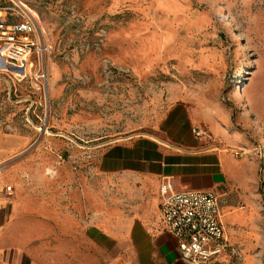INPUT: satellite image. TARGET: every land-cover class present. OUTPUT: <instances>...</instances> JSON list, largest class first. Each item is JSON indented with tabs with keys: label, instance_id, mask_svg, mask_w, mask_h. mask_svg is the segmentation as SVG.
<instances>
[{
	"label": "rangeland",
	"instance_id": "obj_1",
	"mask_svg": "<svg viewBox=\"0 0 264 264\" xmlns=\"http://www.w3.org/2000/svg\"><path fill=\"white\" fill-rule=\"evenodd\" d=\"M15 1L35 12L51 46L45 86L0 71V133L31 138L15 156L21 186L8 184L30 242L50 256L66 249L58 213L73 209L81 258V224L102 212L109 228L135 185L100 170L104 150L165 135L164 120L184 102L205 123L202 148L222 146L242 163L240 199L224 222L244 244L238 258L244 250L264 264V0Z\"/></svg>",
	"mask_w": 264,
	"mask_h": 264
},
{
	"label": "crops",
	"instance_id": "obj_2",
	"mask_svg": "<svg viewBox=\"0 0 264 264\" xmlns=\"http://www.w3.org/2000/svg\"><path fill=\"white\" fill-rule=\"evenodd\" d=\"M204 124L200 115H192L187 104L178 103L163 122L165 135L156 136L158 139L139 137L130 142H116L104 150L100 170L114 177H130V183L135 185L124 188L126 207L121 216L109 223V228L103 226L106 216L102 212L94 220L81 224L82 234L76 237L82 243L81 258H75L73 209L58 213L67 216L63 229L68 233L62 243L66 249H59L52 256L43 248L37 249L38 240L30 242L27 222H17L21 198L11 197L7 187L12 183L21 186L26 171L15 156L29 146L31 138L0 133V264H187L180 258L177 242L167 231L161 214L163 178H171L179 192H217L223 216L224 210L232 208L229 203L239 198L236 188L244 185L239 158L222 146L202 148L210 136L198 138L192 133L193 128ZM238 195L243 197L239 191ZM226 229L230 246L240 250L244 244L239 237L232 242L227 226ZM16 232L21 239L18 244ZM241 255L238 258L229 249L213 264H259L246 251H241ZM49 259L51 262H47Z\"/></svg>",
	"mask_w": 264,
	"mask_h": 264
},
{
	"label": "built area",
	"instance_id": "obj_3",
	"mask_svg": "<svg viewBox=\"0 0 264 264\" xmlns=\"http://www.w3.org/2000/svg\"><path fill=\"white\" fill-rule=\"evenodd\" d=\"M51 46L38 16L15 0L0 5V60L6 63L4 73L14 69L21 80L46 85L49 79ZM22 74V75H21ZM196 137L209 136L208 131L193 128ZM9 195L13 186L7 187ZM161 214L167 231L175 238L180 258L187 264H213L226 251L238 257L230 246L224 222L220 195L215 191H176L169 177L161 184Z\"/></svg>",
	"mask_w": 264,
	"mask_h": 264
},
{
	"label": "water",
	"instance_id": "obj_4",
	"mask_svg": "<svg viewBox=\"0 0 264 264\" xmlns=\"http://www.w3.org/2000/svg\"><path fill=\"white\" fill-rule=\"evenodd\" d=\"M6 68V63L3 59H1V64H0V68Z\"/></svg>",
	"mask_w": 264,
	"mask_h": 264
},
{
	"label": "trees",
	"instance_id": "obj_5",
	"mask_svg": "<svg viewBox=\"0 0 264 264\" xmlns=\"http://www.w3.org/2000/svg\"><path fill=\"white\" fill-rule=\"evenodd\" d=\"M0 5H2V4H0Z\"/></svg>",
	"mask_w": 264,
	"mask_h": 264
}]
</instances>
